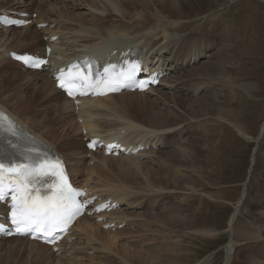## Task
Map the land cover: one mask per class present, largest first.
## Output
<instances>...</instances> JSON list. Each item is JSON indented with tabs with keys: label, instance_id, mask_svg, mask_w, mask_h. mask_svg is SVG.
I'll return each instance as SVG.
<instances>
[{
	"label": "bare ground",
	"instance_id": "6f19581e",
	"mask_svg": "<svg viewBox=\"0 0 264 264\" xmlns=\"http://www.w3.org/2000/svg\"><path fill=\"white\" fill-rule=\"evenodd\" d=\"M47 1L15 0L10 7L6 6L7 8L2 10L35 12L37 13L36 24L48 23L49 25L47 28L38 29L34 24V30L30 28L31 26L19 29H0V80L8 78L14 82L13 86L17 85V72L8 73L4 70L8 66L16 70L17 67H20L7 57L9 52L23 53L19 50H7L6 41L9 38H6V36L15 30L23 32L22 39L19 40L23 41L22 44L27 45L37 44L39 34L48 38L59 35V40L52 45L54 53L51 57V62L56 63L57 66L67 65L72 60L79 59L86 54L99 57L110 54L115 49L121 51L132 46L140 47L143 53L146 52L144 50L146 49L149 56L157 58L163 67L168 65V62L175 61L177 63L181 61V63H184L193 58L194 64H196L202 56L206 55L205 50H208L206 48H210L208 41L200 38L204 36H197L193 33L180 36L179 31L185 26V22H191L198 18L205 19L207 24L212 23L214 17L222 12L219 8L230 4L232 0H122L121 2L120 0H86L85 2L84 0H78L81 3L83 2L86 7L90 6V8L87 7L89 8L88 13L79 15L74 12L72 14V9L84 6L81 3L80 6L78 4L77 7H70L66 2L59 5L58 0L54 4L49 3L47 5ZM53 15L57 16L59 20L54 19ZM87 15L90 16L89 19H86ZM64 18L85 25L82 28L81 25H76L74 30L81 28L79 31H67L69 28L64 27L65 22L61 21ZM110 20H113L114 23H111L105 29V25ZM58 22L64 26L57 27V31L53 25L58 26ZM223 23L224 20L218 25L221 29H223ZM126 25H131V29L127 30ZM64 39L67 42H64ZM42 45L45 47L48 42ZM5 50H7L6 56L2 55ZM223 51L222 46L218 48L216 53L212 51L214 54L207 64L197 70H190L186 73L188 76L186 74L182 75L181 78H187L184 80L183 86L175 85L173 87L186 90V92H194V94H197L200 90L201 92L213 90V92L226 93L224 86L227 87L229 83L233 82L234 78L231 76L230 71L224 70L227 66L224 65V62L228 61L226 53L224 57L215 60L216 55ZM179 68L175 66V70ZM195 73H198L197 77H189ZM19 75L21 81L27 79L24 88L32 90L29 93L31 96L29 103L25 104L17 97L18 106L14 107L12 101L16 99V92H12L8 94L10 98L0 95V108L8 111L28 131L59 150L66 159L72 179L78 187H87L93 195H98L104 200L111 198L120 206H125V208L106 216L111 223H115V231L102 229V225L91 217L81 218L73 228L72 237L75 238V241L71 244H62L59 254L53 253L50 247L23 238L1 240L0 244L11 243L12 241H15V244L6 247L3 244L0 245V264H102L107 255H116V259H120L122 264H190L187 263L190 261L188 251L186 248L184 249V244L182 245V242H185L183 240L187 238V231L190 229L187 230L191 217V211L185 210V205H187V199L191 197V194L197 191L195 181L198 176L194 173L197 174L202 171H200V167L203 158L207 155V151L204 155L202 146H209L211 142L208 143L204 138L196 139L191 144L196 145L198 149H174L167 157L162 154L161 150L168 147L170 141L173 143L187 138V142L190 144V137L188 136L191 131H189V128L194 129L196 125L189 126V121L198 118L196 116L204 117L208 113L210 114V110L215 112L213 115H216L218 119H224L225 116L233 114L236 109L231 107L230 104L240 96L238 91L231 95L232 99L228 104L230 109L227 110L224 105L225 100L218 101L215 95L204 97L208 102L211 99L210 105L215 106V108H212L204 103V98L193 100V98L188 99L182 95L176 96L174 93V95L168 96L169 93L161 91L162 86L166 85L167 79H165L156 89H152L147 93L123 92L102 99L83 100L78 112H76L74 102L67 99L61 91L55 88V84L49 81L47 74L45 76L48 80H46L45 85L50 88L47 93L44 92L46 86L36 87L35 80L38 77L36 79L34 77L41 75L40 72L23 71ZM28 75H32V79H28ZM214 81L219 84H214ZM212 83L220 87L218 88ZM252 86L253 84L247 86V88ZM24 88L20 83L17 93L21 94L22 97H27L22 93ZM231 90L234 89L231 88ZM156 91L161 92L159 95L162 99L157 97L151 100L148 96L154 95ZM47 103L50 105L56 103L54 118H48L49 115L52 116L51 114H47V116L41 114L39 106ZM167 103L173 105L172 107L169 106L167 111L159 108V106ZM195 103L199 104L194 105ZM194 107L199 108L197 109L199 111L196 112L197 110H194ZM190 112H195L194 116H190ZM135 114H139V118ZM141 114L145 117H140ZM187 116H190V118ZM66 118L71 120L66 124L58 125ZM78 119L83 120L82 124L78 122ZM240 123L238 121L232 123L235 130L247 138L250 137ZM187 125L189 128L186 127ZM55 126L59 128L56 129ZM197 126L202 131L203 125L199 124ZM40 127H44V131L39 129ZM83 130H87L88 134L84 135ZM72 131L77 136L76 138L70 136ZM261 133H264V124ZM94 136H99L105 140L117 139L120 142L135 145V148L139 144L144 146L149 144L151 149L135 155L115 158L106 157L101 152H88L85 142L84 145L77 143L79 138L83 142L86 137ZM58 140L63 142V146H60L62 150L56 146ZM201 141H204V143H200ZM154 145L156 147H153ZM63 148L69 149L64 151ZM153 148H158L159 151ZM158 153L160 156L161 154L164 156L163 160L162 158H159L158 161L153 159ZM88 154L90 156L89 160L87 158ZM145 159H150L147 162L151 161L156 167L167 169L171 173L153 169L149 166L150 163L147 165L142 161ZM91 162L94 165L89 167L88 164ZM173 164L175 166L174 170H176L172 172ZM180 171L187 173L179 175ZM116 176L122 179L123 182H118ZM143 180H146L145 183L141 182ZM261 182H263V179L260 180L256 188L260 197H258L259 201L255 203L261 209L260 228L255 231L247 228L244 232L238 231L235 236L240 244L245 241L251 242L254 239L264 240V202H262L264 183L261 185ZM170 195L174 196V199H178L179 210L165 212L161 208L155 209L159 199L168 200ZM172 196L170 198H173ZM210 196L213 197V195ZM242 205H244V198L239 200L236 209H240ZM144 206H146L149 213L125 212ZM3 209L4 207L0 205V211ZM238 212L237 210L236 215L233 217L231 225L233 227H235L234 222H236ZM253 222H258V220L256 221L254 218ZM124 223L125 227L118 229V226ZM246 225L248 226V224ZM193 233L211 236L213 231L202 229ZM122 240L123 243L120 242ZM143 246L145 248H142ZM120 250L122 254L119 253ZM229 250L232 251V246ZM238 250H240V247L237 245L233 252V256L234 254L237 256V262L242 263L240 261L242 258L248 261L250 256L240 254ZM90 251L97 253L88 256L87 253ZM5 256L6 258H4ZM250 260H252V264H264V252L262 258H250ZM227 264H232L231 259H228Z\"/></svg>",
	"mask_w": 264,
	"mask_h": 264
},
{
	"label": "rangeland",
	"instance_id": "374dc122",
	"mask_svg": "<svg viewBox=\"0 0 264 264\" xmlns=\"http://www.w3.org/2000/svg\"><path fill=\"white\" fill-rule=\"evenodd\" d=\"M11 1L12 0H0V8H3L0 10H4L8 6L10 7L13 4V1L12 2ZM48 1H47L48 3L47 5H49V3L54 4L56 0H48ZM58 1H59L58 2L59 5L66 2L67 5H69L70 7L72 6L77 7L78 4H79L78 6H80L81 4L84 5L82 7L72 9V14L73 12L76 15L89 12L90 6H87L89 7L87 8L83 2L81 3V1L78 0L76 1L58 0ZM85 1L86 0H84V2ZM121 1L122 0H120V2ZM219 9L222 12L218 16H215L214 21L210 24H207L205 22V19H200V18L193 20L191 22H185V26L179 31V35L185 36L193 33L197 36H204L200 38L202 40L208 41L210 48H206L208 49L205 50L206 55L202 56L200 58V61L196 64H194V58L191 60L189 59L184 63H181V61H178L177 63L175 61L170 63L168 62V65L164 67L163 65H161L162 63H160V66L163 67L164 71L167 70V72L172 69L175 70V66L180 67L178 70H175L178 72L172 74V77L169 80L167 79V81L165 82L166 85H164V87L162 86L161 91L169 93L168 96L176 94V96L182 95L188 99L193 98V100H198L204 97H208L210 95L211 96L215 95L217 96L218 101L221 100L226 101L224 102V105L226 106V110L230 109L228 107V104L232 99L231 95L238 91L240 96L238 98L236 97L237 98L236 101L230 104V106L234 107L236 111L233 114L231 113L225 116L224 119H218L216 115L215 116L213 115L215 114V112H213L212 110L209 111L210 114L208 113V115L204 117L195 115L198 118L189 121V126L196 125V127L192 129L189 128L188 125L186 126L189 128V131H191V133L188 136L190 137L189 138L190 144L187 142V138L185 140L181 139L177 142L174 141L173 143L170 141L169 146L162 148L161 151L162 154L165 157H167L174 151V149H182V150H189V148L193 150L198 149L196 148V145L191 144L192 141H195L196 139L204 138L205 140H207L208 143L211 142L209 146L208 145L206 147L202 146V149L204 150V155H206V151H207V155L205 158H203L202 161L203 163L200 167L201 168L200 171L201 170L202 171L197 174L194 173V175L198 176V178L195 181V188L197 191L191 194V197L187 199L188 200L187 205H185L186 208L185 210L191 211L190 212L191 217L189 219L190 225L187 228V230L189 228L190 229L187 231L188 233L186 240L185 239L183 240L185 242H182V245L184 244L183 245L184 249L185 248L187 249L188 251L187 253L189 255L190 261H188L187 263L227 264L228 259H231L232 264H248V263L252 264V260H250V258L256 259L263 257L264 244L262 243L264 242V240L258 241L257 239H254L251 242L245 241V242H241L240 244V241L238 242L236 240L235 235L238 233V231L244 232L247 229L255 231L256 229L260 228L259 226L261 221L260 218H262L260 215L261 209L257 205H255V203L259 201L258 197H260V194L257 192L256 188L258 187L260 180L263 179L261 185H263L264 183V133L263 134L261 133V129L264 124V0H232L230 1V4L224 5ZM160 16L162 15L160 14ZM53 18L58 19V17L55 15H53ZM89 18L90 16L87 15L86 19ZM222 20H224L222 27L223 29H221V27L218 26ZM61 21L65 22L64 23L65 26L58 22V26L54 25L55 30L58 31V28L60 26H64V27L67 26L69 28V30L66 29L67 31L75 32L76 30L79 31L85 25L83 23H77L75 20H71V19L69 20L64 18V20L61 19ZM111 23H114V21L110 20L107 23V25H105L104 28L105 29L108 28L109 27L108 25H110ZM76 25L79 26L81 25L80 26L81 28L74 30ZM126 26L128 27L127 30H130L132 27L131 25H126ZM30 28L33 30L35 29L34 27H30ZM22 33L20 30H15L12 31L10 34H7L6 38H9L6 41L8 46L7 50L13 49V50H19L20 52L32 51L42 46V44L46 43L45 40L46 37H44L42 34H39L38 35L39 39L37 37L38 39L37 44H31V45L22 44L23 41L19 40L22 39L21 38ZM64 42H67V40L64 39ZM221 46L223 47L224 50L222 52L223 54L222 53L217 54L215 60L224 57L226 53L228 61L226 63L224 62V65L225 64L227 65V66L225 65L226 68H224V70L230 71L231 76L234 78L232 83H229L228 85L226 84L227 87L224 86L225 87L224 90L226 91V93L219 91L213 92V90L208 92L207 91L201 92L200 90L197 94H194V92H186V90L176 89L173 87L175 85L183 86L184 80H186L187 78H181V76L186 74L187 72H190V70L192 69L197 70L201 66L207 64L209 59L211 60L212 55L214 54L213 52L216 53L218 48H220ZM7 50H5V53H3L2 55L6 56ZM229 65H231L232 67L231 66L228 67ZM4 70L8 73L17 72L18 80L16 81L17 85L13 86L14 82L12 80H9L8 78H2V80H0V95L6 98H10L8 94H11L12 92H16L15 94L16 99L12 101V105L14 107L18 106V101H16L18 98L21 99L23 103L28 104L31 99L29 93H31L32 90L31 89L27 90L26 88H24V84L26 83L27 79L23 81L19 79L21 78L19 74L23 73L21 68L17 67L16 70L9 68L8 66L5 67ZM198 73L192 74V76L189 77H197ZM45 75L46 74H41L35 76L34 78L36 79V77H38L37 80H35V83L37 84L36 87L41 88V86L42 87L46 86V90L44 92L47 93V91L50 88L49 86L47 87V85H45L47 82L46 80H48ZM28 76H29L28 79H32V75H28ZM186 76H188V74H186ZM49 81L51 80L49 79ZM20 83L24 88L22 89L23 91L22 93H24L23 95H27V97L26 96L22 97L21 94L17 93L18 85ZM213 83L219 84L217 81L216 82L214 81ZM251 84H253V86L247 88V86ZM214 86H218V88L220 87L219 85H214ZM231 88L234 90H231ZM160 93L161 92L156 91L154 95L148 97H150L152 100L157 97H160L159 95ZM160 99L162 98L160 97ZM203 100L205 101V102L203 101L205 104H208L207 105L208 107L211 106L210 105L211 99H209V102L208 100H206V98H204ZM199 102L201 103L202 101L200 100ZM197 104L199 103H195L194 105ZM161 106H159V108L161 109L163 108V110L166 109L167 111L168 107L169 106L172 107L173 105L172 104L169 105L167 103L162 107ZM211 107L215 108L214 105H212ZM39 109L41 111V114L45 116H47V114H51L52 116L49 115L48 118H54L56 103L52 105L48 103L43 106L40 105ZM197 109L196 107H194V110ZM198 111L199 110H197L196 112ZM200 112L203 113L202 111ZM194 114L195 112L189 113L190 116H194ZM135 116L138 117L139 114L137 115L135 114ZM143 116L145 117V115L142 114L140 115V117ZM190 116L187 117L190 118ZM69 120L71 119L66 118L64 120L65 122L64 121L59 122L58 125H62L64 123L66 124L68 123ZM236 121L241 122L240 125L242 124L244 126L246 130L245 132L249 134L250 137L247 138L245 135L240 134V132L235 130V127L233 126L232 123ZM199 124L203 125L202 126L203 132L200 131L199 126H197ZM55 127L56 129L59 128L58 126ZM39 129H42V131H44L43 130L44 127H40ZM70 136L74 138L77 137L74 135L73 131L70 132ZM202 142L204 143V141H201L200 143ZM56 143H57L56 146H58V148L62 150L60 146H63V142L58 140L56 141ZM77 143H82L84 145V141L81 142L80 138L77 140ZM63 149L64 151H67L69 148H63ZM159 153L155 155V157L153 158L155 161H158L159 158H162L163 160L164 156H162V154L160 156ZM87 158L88 160L90 159L89 154ZM148 160L150 159H145L142 161L145 162L147 165L150 163L149 166L153 167V169L155 168L165 173L170 172L167 169L159 168V166L156 167V165L153 164L151 161L147 162ZM93 165H94L93 162L88 164L89 167ZM174 168L175 166L173 164L172 172L176 170V169L174 170ZM182 173L184 174L187 172L182 171L179 175H181ZM116 177L118 182H123V180L120 179L118 176ZM145 181L146 180H143L141 182L145 183ZM209 194L213 195V197H211ZM171 196L172 195H170L169 198ZM172 197L173 198L170 199L168 198V200L163 199L164 201L162 199H159V201H157L155 205V209L161 208L162 210L164 209L165 212L166 211L173 212V210L174 211L179 210L177 204L178 199L177 198L174 199V196ZM241 198L242 199L244 198V205H242L241 208L238 209L239 212L235 220L236 222H234L235 227H233L231 226L233 222V218L231 217L234 214L236 208L238 207V202ZM262 202H264V197ZM125 212H130V213L137 212V214L144 212L149 213V211L146 209V206L130 209ZM254 218L256 221L258 220V222H253ZM237 224L240 226H238ZM246 224H248V226ZM253 225L254 227H252ZM128 229L130 228L128 227ZM202 229L212 230L213 233L211 234V236L196 235L193 233L196 230H202ZM12 242L5 244L2 243V244L3 246L6 247L15 244V241ZM120 242L123 243V240ZM237 245L238 247H240V250H238L240 254L243 253V254H247L248 257L250 256L249 257L250 261L249 260L247 261L242 258V260L240 259L242 263L237 262L236 260L237 256H235V254L233 256L234 248ZM231 246H232V251L229 250ZM142 248H145V246H143ZM257 252H262V253H257ZM96 253L97 252L95 251L94 252L90 251L87 253V255L93 256ZM119 253L122 254V251L120 250ZM115 256L116 255L114 256L107 255L104 263L122 264V261L120 259H116ZM4 258H6V256Z\"/></svg>",
	"mask_w": 264,
	"mask_h": 264
},
{
	"label": "snow or ice",
	"instance_id": "6c2138e0",
	"mask_svg": "<svg viewBox=\"0 0 264 264\" xmlns=\"http://www.w3.org/2000/svg\"><path fill=\"white\" fill-rule=\"evenodd\" d=\"M13 23L17 22L13 21ZM16 59L23 60L25 64L32 67L41 66V61L31 57L18 56ZM57 80L60 81L61 77H57ZM59 87L64 88L69 95H72V92L66 88L65 83H59ZM12 134H15L14 131H12ZM12 167L15 169V175L14 178L9 179V188L13 193L40 179L36 174L37 170L34 168L23 164H14ZM60 167L63 173V165L61 164ZM4 173L5 165L0 163V201H3L8 194L4 188ZM61 178L63 184L59 193V202H53L50 199L40 201L34 199L31 193H28L20 196L19 204L14 202L11 205L12 223L18 233L43 232L46 235H51L80 212L82 205L77 204L70 194H66L71 192L66 175H62ZM12 199L16 201V196L13 195ZM63 201H70V203H63Z\"/></svg>",
	"mask_w": 264,
	"mask_h": 264
}]
</instances>
